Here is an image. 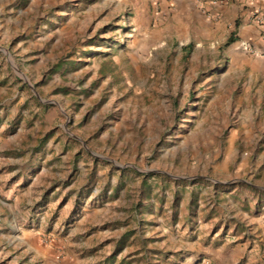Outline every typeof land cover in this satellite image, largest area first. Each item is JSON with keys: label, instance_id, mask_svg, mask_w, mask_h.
<instances>
[{"label": "rangeland", "instance_id": "1", "mask_svg": "<svg viewBox=\"0 0 264 264\" xmlns=\"http://www.w3.org/2000/svg\"><path fill=\"white\" fill-rule=\"evenodd\" d=\"M175 24L0 0V264H264V53Z\"/></svg>", "mask_w": 264, "mask_h": 264}, {"label": "crops", "instance_id": "2", "mask_svg": "<svg viewBox=\"0 0 264 264\" xmlns=\"http://www.w3.org/2000/svg\"><path fill=\"white\" fill-rule=\"evenodd\" d=\"M159 7L161 14L169 16L176 23L174 27L178 34L183 32L185 38L198 34L209 35L212 31L229 26L231 31H238L236 35L241 38L242 43L264 53V23L260 24L254 18L257 12H264V0H230L219 7H214L211 0H159ZM237 19L240 23L235 28ZM196 245L203 252L202 256H206L204 261L207 264H237L239 259L250 252L247 240L237 242V247L233 249L230 245L208 249L201 239L195 244L190 243L192 249H196Z\"/></svg>", "mask_w": 264, "mask_h": 264}, {"label": "built area", "instance_id": "3", "mask_svg": "<svg viewBox=\"0 0 264 264\" xmlns=\"http://www.w3.org/2000/svg\"><path fill=\"white\" fill-rule=\"evenodd\" d=\"M230 0H211V4L214 6V7H219V6H222L226 3H228ZM235 1H255V0H235ZM254 18L256 19V21L260 24L264 23V12L263 11H259L255 14ZM245 50L247 51H251L253 52L254 49L250 46V45H246V44H243Z\"/></svg>", "mask_w": 264, "mask_h": 264}, {"label": "trees", "instance_id": "4", "mask_svg": "<svg viewBox=\"0 0 264 264\" xmlns=\"http://www.w3.org/2000/svg\"><path fill=\"white\" fill-rule=\"evenodd\" d=\"M235 41V39L233 38V35L229 38V41L227 43V45H230L231 43H233Z\"/></svg>", "mask_w": 264, "mask_h": 264}]
</instances>
